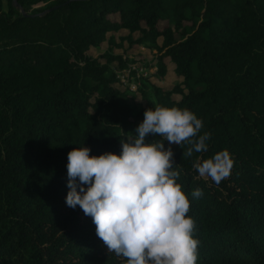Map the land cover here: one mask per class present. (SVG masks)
<instances>
[{
	"label": "trees",
	"instance_id": "16d2710c",
	"mask_svg": "<svg viewBox=\"0 0 264 264\" xmlns=\"http://www.w3.org/2000/svg\"><path fill=\"white\" fill-rule=\"evenodd\" d=\"M16 2L27 16L0 0V264H126L91 217L66 205L67 154L85 146L90 156L119 155L157 106L188 109L200 134L211 133L192 157L182 155L189 145L171 144L196 264H264V0ZM120 29L118 41L107 35ZM104 41L100 55L87 52ZM125 41L154 51L158 77L168 58L181 78L169 89L149 84L154 102L141 83L148 106L116 85V70L136 61L113 52ZM221 150L234 165L217 185L194 163Z\"/></svg>",
	"mask_w": 264,
	"mask_h": 264
},
{
	"label": "clouds",
	"instance_id": "9594fccd",
	"mask_svg": "<svg viewBox=\"0 0 264 264\" xmlns=\"http://www.w3.org/2000/svg\"><path fill=\"white\" fill-rule=\"evenodd\" d=\"M143 116L135 137L121 139L119 155L90 156L85 146L68 152L65 203L91 217L108 252L126 258V264H196L199 241L192 235L190 201L177 183L181 170L174 167L171 144L189 145L182 155L192 157L207 151L211 133L200 134L203 122L188 109L157 106ZM149 135L162 139L146 143ZM233 165L227 150L194 163L201 177L217 185ZM191 195L199 199L203 192Z\"/></svg>",
	"mask_w": 264,
	"mask_h": 264
},
{
	"label": "rangeland",
	"instance_id": "374dc122",
	"mask_svg": "<svg viewBox=\"0 0 264 264\" xmlns=\"http://www.w3.org/2000/svg\"><path fill=\"white\" fill-rule=\"evenodd\" d=\"M114 34L116 40H119V36H123L127 34V30L125 29H120L116 32H109L107 35ZM138 33H134L133 36L136 37ZM161 38L158 39L160 41ZM107 47L106 42H102L99 47L97 48H92L89 49L87 52L93 56H98L100 53H102ZM114 53L116 54H122L123 56L128 57L129 59H135L138 62L142 63L144 66L145 61L151 62L150 67L151 72L149 70L147 71V76L144 77L145 79L142 80L140 78H136L135 82L137 85L136 91L134 92V101L137 104L143 105V106H148V103L145 99L142 98L141 93L138 91V86L141 83H144L145 87L147 88V97L150 99L151 102H154V98L152 95V90L150 88L149 84H154L157 86H160L164 89H169L171 88L174 84L179 82L181 78L177 76L174 72V64L168 59H164V63L166 66V72L162 77L157 76V69H156V60L154 58V51H150L149 49L146 48H141L139 45H129L126 41L123 43V46L121 48H115L113 50ZM147 63V62H146ZM146 66V67H147ZM142 80V81H141ZM118 86V85H117ZM177 97V95H175Z\"/></svg>",
	"mask_w": 264,
	"mask_h": 264
},
{
	"label": "built area",
	"instance_id": "2783aa9c",
	"mask_svg": "<svg viewBox=\"0 0 264 264\" xmlns=\"http://www.w3.org/2000/svg\"><path fill=\"white\" fill-rule=\"evenodd\" d=\"M141 48H145L140 46ZM147 49V48H146ZM151 72L150 67L144 66L137 60L128 63L126 67L116 70V85L121 90H128L129 92H135L137 85L135 82L136 78L146 77L147 71Z\"/></svg>",
	"mask_w": 264,
	"mask_h": 264
},
{
	"label": "water",
	"instance_id": "95a60500",
	"mask_svg": "<svg viewBox=\"0 0 264 264\" xmlns=\"http://www.w3.org/2000/svg\"><path fill=\"white\" fill-rule=\"evenodd\" d=\"M12 2L15 4L16 7H18L20 9V11L22 12L23 15L27 16L28 14L24 12V9L21 7V5L19 3L16 2V0H12ZM57 6H54L53 8H56ZM30 16H34V15H30Z\"/></svg>",
	"mask_w": 264,
	"mask_h": 264
}]
</instances>
